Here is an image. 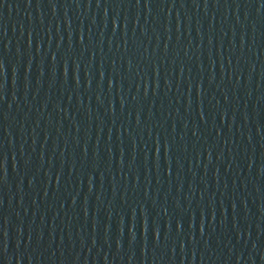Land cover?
I'll return each mask as SVG.
<instances>
[{
	"label": "water",
	"instance_id": "water-1",
	"mask_svg": "<svg viewBox=\"0 0 264 264\" xmlns=\"http://www.w3.org/2000/svg\"><path fill=\"white\" fill-rule=\"evenodd\" d=\"M0 264H264V0H0Z\"/></svg>",
	"mask_w": 264,
	"mask_h": 264
}]
</instances>
